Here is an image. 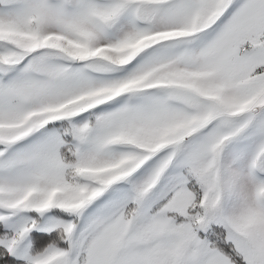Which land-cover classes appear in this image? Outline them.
I'll list each match as a JSON object with an SVG mask.
<instances>
[{
    "label": "snow or ice",
    "instance_id": "1",
    "mask_svg": "<svg viewBox=\"0 0 264 264\" xmlns=\"http://www.w3.org/2000/svg\"><path fill=\"white\" fill-rule=\"evenodd\" d=\"M0 264H264V0H0Z\"/></svg>",
    "mask_w": 264,
    "mask_h": 264
}]
</instances>
